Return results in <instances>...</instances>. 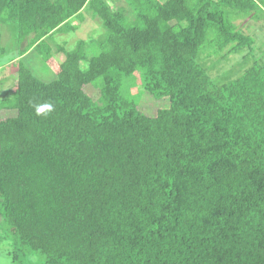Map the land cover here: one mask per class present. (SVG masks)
<instances>
[{
    "label": "trees",
    "instance_id": "16d2710c",
    "mask_svg": "<svg viewBox=\"0 0 264 264\" xmlns=\"http://www.w3.org/2000/svg\"><path fill=\"white\" fill-rule=\"evenodd\" d=\"M84 12L101 36L48 42ZM244 20L259 26L264 0H0V41L15 24L18 57L34 50L56 75L16 60L0 100L12 262L264 264V45ZM241 51L238 77L213 83L204 60ZM135 72L132 97L122 79ZM142 93L162 104L151 116Z\"/></svg>",
    "mask_w": 264,
    "mask_h": 264
},
{
    "label": "rangeland",
    "instance_id": "374dc122",
    "mask_svg": "<svg viewBox=\"0 0 264 264\" xmlns=\"http://www.w3.org/2000/svg\"><path fill=\"white\" fill-rule=\"evenodd\" d=\"M82 18V22L77 18L70 20L71 24L78 25L75 32L55 33L48 42L54 46L60 45L66 50H71L79 40L90 41L102 35L103 29L97 18H92L91 15L86 12L82 13ZM244 21L246 24L245 27L250 30L249 32L254 37L255 47L257 49L261 48L264 45V23H262L264 20L260 22L259 26H257L258 23H255L254 25L252 24L253 22ZM238 24L240 25L241 21H239ZM91 45L92 47L87 49V54L89 55H93L96 51L93 44ZM0 48L2 49H0V100L12 97L10 88L13 82V76L10 78V72L13 69L12 63L16 60L21 61L31 73L42 82L49 83L56 78L53 68L48 63L44 62L34 50H30L22 57H18L17 28L15 24L6 23L1 26ZM222 53L224 54V52ZM222 53L219 55L213 54L214 58L204 60L208 63L207 68H205L207 69V73L211 80L213 83L220 85L238 77L241 69L245 67V65L248 64L249 59L252 58L248 56L246 57V61H240L242 55L245 54V52L242 51L238 54H230L224 57H222ZM252 53L254 54L255 52L252 51ZM53 60L60 63L63 61V55H56ZM201 64L202 63H200V65ZM92 84L93 88L87 87L86 92L92 95L93 99H96L98 95L96 89L99 90L101 80L97 79ZM139 84L140 74L139 72H135L133 76L122 79L121 90L123 94L127 95L130 93L128 95L133 97L142 91ZM133 90H136L138 93L134 94ZM143 97H145V99ZM148 97L151 99H148ZM136 102L138 106L142 104L139 109L147 116L153 115L152 113H154L158 107H162L160 102L154 101L152 97L146 93L140 94ZM10 252V244L3 241L0 230V264H42V259L37 254L31 255L21 262L14 263L11 260Z\"/></svg>",
    "mask_w": 264,
    "mask_h": 264
}]
</instances>
